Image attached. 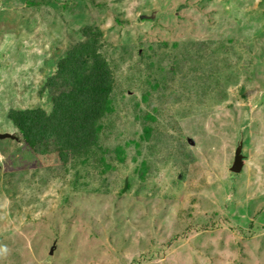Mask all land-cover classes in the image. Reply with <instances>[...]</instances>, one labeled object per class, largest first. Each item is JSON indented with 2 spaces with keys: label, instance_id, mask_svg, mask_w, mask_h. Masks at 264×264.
Listing matches in <instances>:
<instances>
[{
  "label": "rangeland",
  "instance_id": "1",
  "mask_svg": "<svg viewBox=\"0 0 264 264\" xmlns=\"http://www.w3.org/2000/svg\"><path fill=\"white\" fill-rule=\"evenodd\" d=\"M89 29L122 63L123 125L99 133L122 157L63 163L51 149L50 167L10 115L50 111L45 85ZM262 96L264 0H0V264H264ZM148 104L155 121L128 125ZM67 175L77 191L60 200Z\"/></svg>",
  "mask_w": 264,
  "mask_h": 264
},
{
  "label": "trees",
  "instance_id": "2",
  "mask_svg": "<svg viewBox=\"0 0 264 264\" xmlns=\"http://www.w3.org/2000/svg\"><path fill=\"white\" fill-rule=\"evenodd\" d=\"M200 9L201 7H198V10ZM139 20H143V17ZM97 35L94 31L87 30L86 41L60 63L57 75L45 85V89L52 92L50 111L35 108L10 115V120L23 143L33 156L40 161L43 160L45 165L50 167L53 160L45 159L51 157V149L60 153V160L63 163L88 162L89 159L108 163L122 157L111 143L99 136L102 128L112 123L111 120L115 122L117 129L123 125L121 120L111 117L116 73L121 70L122 63L114 65L115 62L104 59L102 49L96 42ZM178 79L188 82L183 72ZM156 115L155 107L148 104L146 110H138L137 116L127 124L149 125L155 121ZM120 133L128 135L127 131ZM13 161L18 162L16 159ZM40 172H31L29 180H24V177L19 179L30 187ZM121 175L107 181L105 191L116 189ZM66 177V182L56 188L60 200H65L67 196L77 191L75 182L68 175ZM232 212L233 206L225 205L219 211V215L224 221H235ZM261 214H264V208L256 212L254 217Z\"/></svg>",
  "mask_w": 264,
  "mask_h": 264
},
{
  "label": "water",
  "instance_id": "3",
  "mask_svg": "<svg viewBox=\"0 0 264 264\" xmlns=\"http://www.w3.org/2000/svg\"><path fill=\"white\" fill-rule=\"evenodd\" d=\"M241 167V161L239 160V158H236L234 161V167L232 169V172L237 174L240 170Z\"/></svg>",
  "mask_w": 264,
  "mask_h": 264
},
{
  "label": "clouds",
  "instance_id": "4",
  "mask_svg": "<svg viewBox=\"0 0 264 264\" xmlns=\"http://www.w3.org/2000/svg\"><path fill=\"white\" fill-rule=\"evenodd\" d=\"M32 154V153H31ZM33 155V154H32ZM22 182L25 184V185H27L23 180H22ZM7 250L6 249H0V252H6Z\"/></svg>",
  "mask_w": 264,
  "mask_h": 264
}]
</instances>
